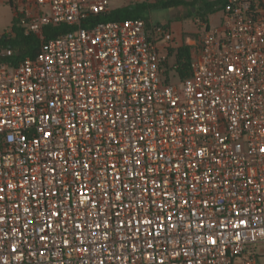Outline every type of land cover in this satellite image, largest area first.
Segmentation results:
<instances>
[{
	"label": "built area",
	"instance_id": "built-area-1",
	"mask_svg": "<svg viewBox=\"0 0 264 264\" xmlns=\"http://www.w3.org/2000/svg\"><path fill=\"white\" fill-rule=\"evenodd\" d=\"M114 1L155 0H18L25 35L70 30L0 60V264H260L264 6L230 0L173 82L162 25L84 27Z\"/></svg>",
	"mask_w": 264,
	"mask_h": 264
},
{
	"label": "trees",
	"instance_id": "trees-1",
	"mask_svg": "<svg viewBox=\"0 0 264 264\" xmlns=\"http://www.w3.org/2000/svg\"><path fill=\"white\" fill-rule=\"evenodd\" d=\"M230 0H155L152 3H137L135 5H129L120 7L118 9H112L106 14L90 16L89 20L84 23V27H91L95 24L111 22V21H123L127 19H143L148 24L149 28L153 25L149 19L144 16L145 10H171L181 7L189 8V17H196L200 19L207 28H209V18L219 12H225L229 8ZM263 4V0H260ZM196 8V14L192 13V9ZM22 15L15 13L12 24V35L3 34L0 35V53L7 49L13 50V55L9 58H3L0 56V60H8L13 64H18L26 58H36L41 52L42 45L54 38H58L68 32L70 27L61 25L57 27H48L45 29L43 36L39 35H25L24 29L20 27V19ZM161 26V25H159ZM166 26V27H165ZM164 30L169 31V26L164 25ZM193 37H197L193 35ZM193 54L191 47L183 45L178 49L169 47L167 49V61L165 63L166 77L169 80L171 72L176 73L178 79L185 80L192 75L191 60ZM174 59L172 67L170 59Z\"/></svg>",
	"mask_w": 264,
	"mask_h": 264
},
{
	"label": "rangeland",
	"instance_id": "rangeland-1",
	"mask_svg": "<svg viewBox=\"0 0 264 264\" xmlns=\"http://www.w3.org/2000/svg\"><path fill=\"white\" fill-rule=\"evenodd\" d=\"M137 4L135 1H114L111 4V9H118L120 7H125L129 5H135ZM22 7L19 6V10H21ZM196 8L192 9V13L196 14ZM190 13V7L185 8H174L171 10H163V9H157V10H145L144 16L154 21L155 23H158L160 25H165L168 22L175 23L180 22L179 24H176L179 30H185V33H188L189 35H195L197 37H193L195 39H198L202 37V35L205 32L206 25L203 23L200 19L196 17H192V21L189 20L191 18H188L185 20V18H179L178 15H184L185 13ZM15 16L14 11L9 5H0V35L7 34L12 35V24H13V18ZM223 19V13H218L212 16L211 22L212 24L218 25L220 22H222ZM166 27V26H165ZM167 44V42L163 41L160 44V55L167 57V51L164 50V46ZM172 67V64H169ZM169 78L171 81L176 82L178 80V76L176 73L171 72L169 75ZM257 250L258 254H260V264H264V245L253 247ZM234 264H243L241 260H236Z\"/></svg>",
	"mask_w": 264,
	"mask_h": 264
},
{
	"label": "crops",
	"instance_id": "crops-1",
	"mask_svg": "<svg viewBox=\"0 0 264 264\" xmlns=\"http://www.w3.org/2000/svg\"><path fill=\"white\" fill-rule=\"evenodd\" d=\"M189 1V0H187ZM18 0H0V5H9L12 10L16 11V5L18 4ZM263 4H264V0H263ZM222 13V12H219ZM218 14V13H217ZM213 16V15H212ZM212 16H210L209 18V27H219L221 25V22L218 25L212 24L211 22V18ZM179 18H185V20H187L189 17V13H185L184 15H178ZM192 21V18L189 19ZM153 26H159L160 24L155 23L154 21L150 20ZM180 22H176V24H179ZM175 23L172 22H168L165 25L169 26V31L173 34L174 37V43L171 46V48L173 49H178L180 47H182L183 45H188L191 47L192 50V54L194 55V51L198 49L199 47V43L202 37L195 39L193 38V35H189L188 33H185V30H179V28L177 27ZM163 26V25H162ZM203 36V35H202ZM170 64L174 63V59L171 58L170 59Z\"/></svg>",
	"mask_w": 264,
	"mask_h": 264
},
{
	"label": "snow or ice",
	"instance_id": "snow-or-ice-1",
	"mask_svg": "<svg viewBox=\"0 0 264 264\" xmlns=\"http://www.w3.org/2000/svg\"><path fill=\"white\" fill-rule=\"evenodd\" d=\"M48 135H51V133H48Z\"/></svg>",
	"mask_w": 264,
	"mask_h": 264
}]
</instances>
